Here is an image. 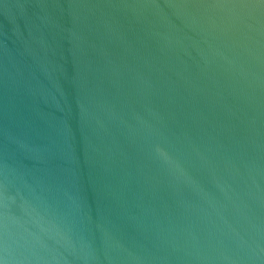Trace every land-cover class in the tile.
<instances>
[{"label": "water", "instance_id": "95a60500", "mask_svg": "<svg viewBox=\"0 0 264 264\" xmlns=\"http://www.w3.org/2000/svg\"><path fill=\"white\" fill-rule=\"evenodd\" d=\"M0 264H264V0H0Z\"/></svg>", "mask_w": 264, "mask_h": 264}]
</instances>
